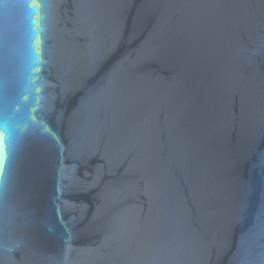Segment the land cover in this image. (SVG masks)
I'll use <instances>...</instances> for the list:
<instances>
[{"label":"water","instance_id":"obj_1","mask_svg":"<svg viewBox=\"0 0 264 264\" xmlns=\"http://www.w3.org/2000/svg\"><path fill=\"white\" fill-rule=\"evenodd\" d=\"M0 264H264V0H0Z\"/></svg>","mask_w":264,"mask_h":264}]
</instances>
